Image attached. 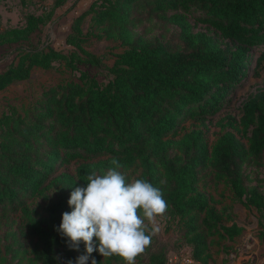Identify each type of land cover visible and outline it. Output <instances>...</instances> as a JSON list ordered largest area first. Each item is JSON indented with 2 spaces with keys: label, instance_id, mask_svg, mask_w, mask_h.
<instances>
[{
  "label": "trees",
  "instance_id": "1",
  "mask_svg": "<svg viewBox=\"0 0 264 264\" xmlns=\"http://www.w3.org/2000/svg\"><path fill=\"white\" fill-rule=\"evenodd\" d=\"M52 18V12L29 15L23 27L0 30V48L28 42ZM147 23L174 32L165 41L147 37L139 31ZM199 23L208 31H198ZM94 30L122 48L108 83L82 72L78 82L53 87L27 109L10 107L0 118V225L9 228L0 235V264H67L86 254L83 242L71 250L56 229L71 211L72 190L88 174L115 167L114 159L129 182L146 179L162 191L165 213L188 239L191 258L210 264L212 245L233 241L243 229L227 224L228 208L217 209L207 186L224 184L232 201L264 216V192L248 173L264 167V91L243 104L239 123L227 119L233 130L213 144L207 125L249 77L255 53L256 69L264 62V0H96L72 25L66 43L73 51L21 47L17 61L0 72V93L58 62L71 71L100 67L103 57L86 50ZM190 120L203 127L178 138ZM72 161H83L75 175L56 176ZM49 188L56 195L43 214L32 209L29 200ZM17 215L21 222L12 230ZM259 239L264 243V225ZM149 254L145 264H169L166 250ZM93 258L124 261L118 255L105 261L96 251L88 264Z\"/></svg>",
  "mask_w": 264,
  "mask_h": 264
},
{
  "label": "rangeland",
  "instance_id": "2",
  "mask_svg": "<svg viewBox=\"0 0 264 264\" xmlns=\"http://www.w3.org/2000/svg\"><path fill=\"white\" fill-rule=\"evenodd\" d=\"M63 0H0V30L7 28L23 27L29 15H42L43 13H53L52 20L42 26L34 33L28 42L6 45L0 48V72L6 70L12 63L17 61V54L21 47L53 48L64 54H69L73 48L66 43L67 37L72 32V25L77 17L89 10L96 0H64L62 6L56 7V2ZM91 17H87L83 23L84 32L90 29ZM193 22V21H192ZM147 31V37H160L162 41L168 40L174 28H163L162 25L147 23L139 27V31ZM198 31H208L206 25L199 23ZM95 36L89 38L86 50L92 54L103 57L100 67L82 64L78 71L69 70L64 63H55L50 70L36 68L32 71L30 79L13 84L4 92L0 93V118L10 108L15 107L19 111L27 109L35 103L43 92L68 81L78 82L82 72H87L95 77L100 83L106 84L112 79L110 69L114 65L116 55L122 52L119 43L111 39H99L96 35L98 30H94ZM250 68L249 77L230 95L223 109L214 117L207 121L210 130V144L228 131L227 119L233 118L238 122L242 116L243 104L254 94L264 91V62L257 67V57ZM199 121L190 120L183 125L178 138L194 129H201ZM247 144L246 140H243ZM83 161H72L66 164L57 175L68 173L76 174L77 168ZM248 173L251 177V185L260 186L264 192V167L257 169L249 167ZM48 185V184H47ZM206 190L213 196L214 204L218 210L228 208L232 225L236 223L243 229L241 235L233 241H218L212 245L210 253L213 258L210 264H264V243L259 239V233L264 225V216H261L254 209H246L241 203L231 200V191L224 184H211ZM56 195L55 189H47L44 195L29 200L28 204L32 209H36L43 214V208ZM15 224L12 230H18L21 222L20 216H14ZM158 231L152 235L153 239L145 248L144 252L135 259V264H145L149 260L150 252L157 249H164L168 254L169 264H183V258L191 254V246L188 239L180 233L177 221L171 220L167 213L156 218ZM151 228L152 225L148 224ZM8 226L0 225V235L8 231ZM29 242V239H24ZM10 259V258H9ZM105 261L107 258H104ZM7 263H11L10 261ZM4 263V264H7ZM15 264V263H12ZM25 264V263H24ZM113 264H125L124 261L113 262ZM202 264V263H201Z\"/></svg>",
  "mask_w": 264,
  "mask_h": 264
},
{
  "label": "clouds",
  "instance_id": "3",
  "mask_svg": "<svg viewBox=\"0 0 264 264\" xmlns=\"http://www.w3.org/2000/svg\"><path fill=\"white\" fill-rule=\"evenodd\" d=\"M112 164L115 167L106 172L88 174L85 184L70 194L71 211L62 214L56 231L67 238L71 250L79 251L83 242L86 254L67 264H88L96 251L104 258L118 255L125 264H135L159 230L156 218L167 209L162 191L146 179L129 182L117 170L119 162L114 159ZM91 264H97L94 258Z\"/></svg>",
  "mask_w": 264,
  "mask_h": 264
},
{
  "label": "built area",
  "instance_id": "4",
  "mask_svg": "<svg viewBox=\"0 0 264 264\" xmlns=\"http://www.w3.org/2000/svg\"><path fill=\"white\" fill-rule=\"evenodd\" d=\"M182 263L183 264H201V263L195 261L193 258H191L190 255H187L186 257H184Z\"/></svg>",
  "mask_w": 264,
  "mask_h": 264
}]
</instances>
